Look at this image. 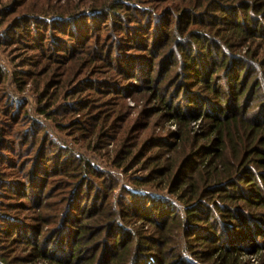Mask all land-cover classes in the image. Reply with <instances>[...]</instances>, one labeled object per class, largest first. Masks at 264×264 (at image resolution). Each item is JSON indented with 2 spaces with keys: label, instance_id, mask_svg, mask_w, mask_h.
I'll list each match as a JSON object with an SVG mask.
<instances>
[{
  "label": "trees",
  "instance_id": "obj_1",
  "mask_svg": "<svg viewBox=\"0 0 264 264\" xmlns=\"http://www.w3.org/2000/svg\"><path fill=\"white\" fill-rule=\"evenodd\" d=\"M160 1L150 0V5H145L142 0L105 1L101 7L92 5L84 14L76 8L54 9L44 0L40 7L18 13L5 34L23 48L32 50L33 57H41L45 61L43 68L47 66L46 70H57L50 79L34 82V88L40 98L39 113L54 118L61 131L63 123L56 116L68 108L75 110L76 104L78 109L82 108L80 104L87 109L92 108L84 114V119L75 118L76 127L90 125V136L98 130H106L124 116L123 104L118 101L128 85H123L124 80L135 91L143 88L134 82L136 79L153 90L160 71L154 68L157 62H161L157 60L162 59L165 64L162 70L165 72L168 70L166 63L169 66L177 64L179 70L176 72L181 70L179 74L182 73L186 84L184 98L189 103L186 102L185 109L191 114H203L206 120L212 122L209 126L217 134L208 146L188 137L177 149L176 156H183L181 161L178 157L170 159L165 168L171 192L180 200L184 212L169 197L150 195L137 187L125 186L121 194H115L118 183L111 173L99 169L56 136L53 137L40 122L34 121L29 133L34 136L41 133L43 140L36 146L38 157L31 181H22L19 177L8 179L0 171V264H11V252L2 244L14 240L19 246L23 244L30 249L36 258L51 264H179L174 262L175 258L183 246L190 255L185 245L186 241L190 244L194 237L199 243L213 239L214 243L210 244L213 249L219 242L220 246L231 245L218 251L222 258L229 256L227 253L235 250L237 245H243L244 238L251 237L249 223L245 226V236L231 234L224 237L225 231L214 229L217 222H210V217L207 219L203 215L208 212L211 215L216 207L222 209L223 202L234 203V198H245L248 203L253 200L264 210L261 191L264 171L252 167L253 163L262 165L264 160L261 157L264 151L255 149L254 145L258 138L264 137V70L254 55L237 54L229 47L237 38L248 40L261 37L264 40V0H168L165 8L160 7ZM215 10H220L222 15L213 13ZM213 30L219 33L220 39L213 36ZM3 37L5 35L0 37V41ZM115 48L118 49L115 57L119 61L116 64ZM129 49L137 51L128 52ZM33 57L26 56L23 65L32 64ZM220 69L227 75V96L231 94L236 98L228 102L229 110H225L223 102L215 100L212 106L207 101L211 99L206 94L220 93L212 83ZM33 76L35 73L30 70H16L13 77L18 91H23ZM5 77L6 73L0 66V86L4 84ZM55 81L60 88L53 89ZM191 87H196L197 91ZM105 89L117 95L107 96L109 93H105ZM166 106L170 104L167 102ZM25 108L24 98L14 96L5 87L0 88V116L13 119L19 112L18 119H21L11 123V129L3 133L5 121L0 117V125L3 126H0V156L10 162L13 155L18 154L15 135L18 132L25 135L27 131L23 127L28 119ZM182 111L179 106L176 118L185 123L187 114ZM20 121L23 122L18 127L19 131L14 126L20 125ZM89 132L81 133L88 135ZM156 140L160 142L159 137ZM190 144L191 149L188 150ZM228 147L231 155L226 154ZM188 151L194 155L183 160ZM200 152L210 158L203 162L193 160ZM55 173L60 175L59 179L53 177ZM243 180H247L246 186H254L257 190L244 188ZM63 188L68 191L63 193ZM70 190L71 194H68ZM92 192L99 198L94 197L90 204ZM237 192L240 197L235 194ZM5 195L11 199L6 201ZM216 195L220 201L215 198ZM17 196L24 199L12 201ZM58 197L61 200L57 199L60 203L53 213L44 215L40 211L42 204ZM61 204L63 207H58ZM97 204V211L90 209L88 212L89 206L94 208ZM35 207L39 211L27 219L10 214L12 208L29 213L34 212ZM74 211L86 218L100 214L92 223H81L79 220L76 225ZM203 220L209 227L201 225ZM138 221H141L140 225H136ZM102 232V238L95 241L97 245L84 244L88 235L93 238ZM46 233L43 242L42 236ZM181 233L185 237L184 243L176 239L179 235L181 237ZM52 240L54 245L51 246ZM154 240L158 242L154 243ZM98 245L101 248L100 257L95 252L99 249L96 248ZM86 249V252L92 253L78 259ZM184 264L199 263L191 261Z\"/></svg>",
  "mask_w": 264,
  "mask_h": 264
},
{
  "label": "rangeland",
  "instance_id": "obj_2",
  "mask_svg": "<svg viewBox=\"0 0 264 264\" xmlns=\"http://www.w3.org/2000/svg\"><path fill=\"white\" fill-rule=\"evenodd\" d=\"M105 1L111 0H45V3L46 5L50 4V7H53L54 9L76 8V11H80L82 13L84 12L85 14V11H88L92 5L98 4L101 7V4ZM142 1L146 3L145 5H150V0ZM231 1L234 0H230V2ZM43 2L44 0H0V37L5 35V37H3V39L0 41V66L3 69V72L6 73L5 82L4 84H2V86H0V88L5 87V89L14 96L18 98H24V103L26 105L25 110L28 114V119H26L27 121L25 120L23 126L27 129L25 135H20V132H18L17 136L15 135V139L17 141L16 151H18V154L13 155L12 162L8 161L7 158L4 159V157L0 156V171H2L3 177H7L8 179L19 177L18 179L26 182L31 181V179L33 178L32 171L35 168L34 166L37 162L38 157V148L36 146L37 144L40 145L42 143L43 135L40 133L39 135L34 136L33 133L31 134L29 132L32 127L31 122L38 121L45 127L46 131L50 132L53 137L56 136L60 142L65 143V145H67L69 148H73L75 152L80 153L85 159L89 160L92 164L99 167V169L111 173L114 180L118 183L116 189L114 190L115 194H121L125 186L137 187L138 189H143L144 191L149 192L150 195L169 197L177 205H179L182 208V212H184V207L181 205L180 200L175 194H172L171 192L172 190L168 178H166L168 174L165 168L166 166H168V163H170V159L178 157L179 161H181L183 156H176L178 155L177 149L186 142V139L188 137H191L193 140H198L200 145L204 144V146H208L216 139L217 134L215 130L212 131L211 126H209V124L211 125L212 122L209 119L206 120L203 114H191L188 109H185L186 107L184 105H186L187 101L184 98V88L186 84L184 83V79L181 76L182 73L179 74L181 70L179 72L177 71L178 74L176 72V70H179L178 65L175 64L173 66H169L168 63H166V68H168V70L167 72H165V70H162L163 65H165L164 62L162 61V59H158L157 61L161 62H157V64L154 65V68H158V70H162V72L158 71L156 75L157 83L155 84L157 86H154L155 88L153 90L147 88L145 82H141L140 84V82L136 79L134 82L138 83L140 85L139 87L143 88L141 89V91H135V88H130L129 82H127V80H124L123 85H128L122 93V97L118 98L120 99L118 101L123 104L121 105V108H124V116L123 118H118L114 122V124L106 128V130H98L96 134L90 136V125L83 124V127L81 128L76 127L77 121L75 120V118L83 117L84 119V116L86 115L85 113L87 111L90 112V110L92 109L91 107L87 109L86 106H81V104L80 107L82 108L78 109L76 108V104L74 108L75 110H73V108H68V110H62L60 114L56 116L63 123V131H61L57 128L54 118L39 113L38 108L40 104V98L36 93V86L34 83L37 82L38 79L42 80V82L50 79L53 75V72H57V70H46L47 66L43 68L45 61L41 60V57H33L34 52L32 50L23 48L20 44L15 43L12 37L9 38L10 35L8 37L6 36L7 34H5V32H7V29H10L12 27L18 13L30 10L31 8L34 9L35 7H40ZM168 3V0H161L160 7L165 8ZM213 13L218 16L222 15V12L220 10H215L213 11ZM212 34L218 39H220L221 37L220 35H218L219 33H215L214 30ZM231 43L232 44H229V47L232 52L237 54L254 55L253 57L256 60L260 61L259 65L261 69L264 70V40L261 37H256L255 39L248 40L244 38H237L236 40L233 39ZM117 51L118 49L114 50V57L116 56L115 54L117 53ZM135 51L137 50L129 49L128 52ZM26 56L33 57L32 64L23 65V59ZM203 58L206 59L205 57ZM114 63H119L117 57L114 58ZM18 69L30 70L31 72L35 73V76H33V78H29V82L25 86L23 91H18L16 80L13 77L14 72ZM254 73L255 72H253L252 75H254ZM172 74L175 77H173ZM54 83H56V85L55 88H53L54 86L52 87L53 89H58L61 87L57 84V81H55ZM188 83H191V81L188 80ZM212 83L220 93H213V95L206 94L211 99L210 101H207L212 106L213 103H215V100H217L218 102H223V107H225V110H229L227 105L230 102L235 101L236 98L231 94L229 95V97L227 96L228 80L227 75L225 74L223 69H220L214 75ZM191 88L193 90L196 89V87ZM230 89L231 86H229V90ZM108 90L109 89H105V93H109ZM102 91H104V89H102ZM203 91L205 92V90ZM108 95L114 96L117 94L116 92H111L107 94V96ZM213 96L215 98H213ZM162 98H164V101H162ZM167 102L170 104L169 107L166 106ZM253 104H255V101L253 102ZM2 105L3 104H1V106ZM179 106L183 108V111L181 113L187 114V120L185 123L181 121L179 122L178 118H176V113ZM205 109L208 110L209 108L206 107ZM0 117L5 121L4 127L0 125L1 127H3V133L11 129V123L16 122V120H21L20 118L18 119L19 112L13 119L4 118L3 115ZM22 122L23 121H20V125L16 124L14 126V129H18V127H21ZM80 131L84 133L89 132V134L82 135ZM100 131L102 132L100 133ZM158 137L160 138V142L157 143L156 139ZM33 141L36 144L35 147L32 146L34 145ZM254 145H256L255 149H262L264 151V137L258 138ZM190 147L191 144L187 149L189 150ZM255 149L254 151H257ZM187 153H189V151ZM202 153L203 152H200V154L195 156L193 160H196L197 162H203L210 158L209 156L204 157V154ZM226 154L231 155V150L229 149V147L227 148ZM193 155L194 154L190 152L188 155L186 154V156H184L183 160H185L187 156V158H190ZM261 157H264V155H262ZM262 163V165L253 163L252 167H254L255 170L264 171V160ZM120 165L123 166L120 167ZM176 171L177 170H175L173 174H175ZM53 177L59 179L60 175L56 174ZM139 179L140 181H138ZM246 181L247 180L242 181L243 187L249 191H252V189L255 187L246 186ZM260 182H262V180ZM48 185L49 183L46 184V188L49 187ZM54 187L57 186L54 185ZM94 187L95 185L93 186V188ZM71 190L68 194H71ZM255 190H257V188H255ZM64 191L66 192L68 191V189L64 190L63 188L62 192L64 193ZM261 191L264 195V186L262 187ZM4 192L12 193L6 190H4ZM235 194L237 195V197H240V193L237 192ZM11 195H15V193H12ZM90 196V204L94 197H96L97 200L99 198V195H95V192H92ZM8 198L11 199L9 195H5L4 199L6 201H8ZM215 198L220 201L218 195H216ZM20 199L24 198L22 196H17L16 198H12V201H19ZM57 199L61 200V198L58 197L50 198L49 200L45 201L44 204H42L40 211H43L44 215H51L56 205L60 203ZM85 201H87V199H85ZM233 202L234 203L231 202V204L230 202H223L225 204L222 209L216 207L211 215L208 212L206 213L207 216H203L207 219L208 217H210L208 219V221L210 222H217V225L216 227H214V229H219V231L221 232L225 231L226 234L223 235L224 237H228L231 234H234L236 236L241 234L245 236V231L247 230L245 226L246 223H249V225H251L252 227V231L250 233L251 237L244 238V241L242 242L243 245H237L235 250H231L230 253L228 252L227 254L229 256L224 258L221 257L222 255H219L218 251H220L221 249H225V246L231 247V245L221 244L220 246L219 242V244L216 243V245L214 246L215 248L213 249V247L210 246V244L214 243L213 239H206L207 243H199L196 240V237H194L191 239L190 244L186 241L187 245H185L188 247V252L190 255L185 252V247L183 246V250L181 249L182 254L179 253L174 262H179V264H184L185 262L190 263L191 261L199 264H264V210H262L258 206V202H254L253 200H249L248 203L246 202L245 198H234ZM36 207L34 212L32 210L29 213L22 210L19 211L16 208H12L10 214L19 215L20 218L27 219L32 213H36L39 211ZM58 207L63 206L61 204V206ZM97 208L98 204L94 208H91V206H89L88 212H90V209L93 210L92 212L97 211ZM99 209L101 210V208ZM73 213L74 216H76L75 219H77L76 225L78 224L79 220H81V223H92V220H94V218L98 214H100L99 212L98 214H94L93 217L86 218V216H84L82 213L78 214V211H74ZM140 222L141 221H138L136 225H140ZM206 223L207 221L203 220L201 222V225L209 227V224ZM157 235L159 236V234ZM46 236L47 233L43 234L42 237L44 238L41 237L43 239V242L45 241L44 239ZM102 236L103 232L99 235L94 236L93 238H91V235H88V237L85 239L84 244L97 245V242L95 241L100 240ZM184 238L185 237L181 233V237L179 235L176 239L184 243ZM172 240H174V242L176 241L175 239ZM224 240H226V238H224ZM156 242L158 241L154 240V243ZM22 245L19 246V244H17V240L2 244V247H4V249L11 252L10 255L13 259L11 264H51L45 259L36 258L32 253H30V249L25 248ZM50 245H54L53 240L51 241ZM96 248H99L95 251L96 255L100 257L101 248L99 247V245L96 246ZM87 250L88 249L82 251L78 259H84L85 256H89L92 253V251L86 252ZM186 258L189 259L190 262L186 260ZM216 260H218V262Z\"/></svg>",
  "mask_w": 264,
  "mask_h": 264
}]
</instances>
